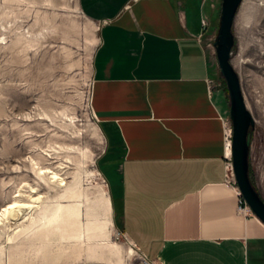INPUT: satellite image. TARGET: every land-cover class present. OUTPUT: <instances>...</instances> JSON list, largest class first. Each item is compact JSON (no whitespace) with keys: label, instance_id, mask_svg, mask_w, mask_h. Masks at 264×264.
Returning <instances> with one entry per match:
<instances>
[{"label":"crops","instance_id":"obj_1","mask_svg":"<svg viewBox=\"0 0 264 264\" xmlns=\"http://www.w3.org/2000/svg\"><path fill=\"white\" fill-rule=\"evenodd\" d=\"M79 6L100 24L91 107L121 232L156 264H264V225L224 181L228 109L211 85L221 0Z\"/></svg>","mask_w":264,"mask_h":264},{"label":"rangeland","instance_id":"obj_2","mask_svg":"<svg viewBox=\"0 0 264 264\" xmlns=\"http://www.w3.org/2000/svg\"><path fill=\"white\" fill-rule=\"evenodd\" d=\"M99 30L79 0H0V213L33 206L0 222V264H144L114 219L91 107ZM232 33L230 64L254 120L249 178L264 201V0L242 1Z\"/></svg>","mask_w":264,"mask_h":264},{"label":"water","instance_id":"obj_3","mask_svg":"<svg viewBox=\"0 0 264 264\" xmlns=\"http://www.w3.org/2000/svg\"><path fill=\"white\" fill-rule=\"evenodd\" d=\"M243 0H221L217 38L213 44L217 66L225 81L229 97V119L232 124L231 158L236 185L252 214L264 225V201L249 178L248 131L254 125L240 86L238 75L230 64L234 45L232 33L235 16Z\"/></svg>","mask_w":264,"mask_h":264},{"label":"built area","instance_id":"obj_4","mask_svg":"<svg viewBox=\"0 0 264 264\" xmlns=\"http://www.w3.org/2000/svg\"><path fill=\"white\" fill-rule=\"evenodd\" d=\"M202 27L203 28L206 27L205 21L202 22ZM91 89H92V84H91ZM232 136H233L232 124H231L230 119L227 118L223 121V144H224V159H225V167H224L225 180L224 181H225V184L231 187L236 193V196L238 198L237 212L247 217L253 214L249 206L246 204V202L242 198L240 191L236 185V181H235V177L233 173V167H232V158H231ZM140 257L142 261L144 262V264H156L155 262L150 261L147 258H145L142 254H140Z\"/></svg>","mask_w":264,"mask_h":264},{"label":"bare ground","instance_id":"obj_5","mask_svg":"<svg viewBox=\"0 0 264 264\" xmlns=\"http://www.w3.org/2000/svg\"><path fill=\"white\" fill-rule=\"evenodd\" d=\"M18 207H28V208H33V206H28L26 204H20L18 202H14L7 207L3 209V211L0 213V222L2 221L3 218H6L10 215L11 211L18 208Z\"/></svg>","mask_w":264,"mask_h":264}]
</instances>
